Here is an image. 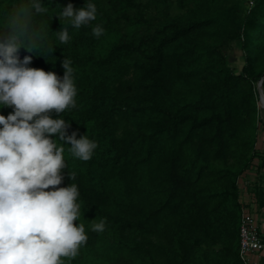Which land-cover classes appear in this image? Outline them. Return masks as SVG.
Wrapping results in <instances>:
<instances>
[{
	"label": "trees",
	"instance_id": "16d2710c",
	"mask_svg": "<svg viewBox=\"0 0 264 264\" xmlns=\"http://www.w3.org/2000/svg\"><path fill=\"white\" fill-rule=\"evenodd\" d=\"M98 1L41 0L47 11L32 19L40 35L37 59L28 65L62 78V61L72 62L76 106L60 118L70 125L68 135L87 134L97 143L92 158L82 161L57 140L67 165L58 187L77 185L81 217L105 221L103 232L88 235L77 264L115 255H141L151 264H243L239 181L256 154L264 0H254L243 18L233 0H180L186 13L168 16L151 35L120 40L104 55L96 50L109 23ZM88 2L96 19L79 29L59 15L69 3L79 9ZM24 3L0 1V30ZM97 25L104 29L98 38ZM61 27L68 29V48L56 33ZM239 32L244 61L236 72L215 42ZM257 184L251 190L262 209L264 186ZM179 239L182 255L173 246Z\"/></svg>",
	"mask_w": 264,
	"mask_h": 264
},
{
	"label": "clouds",
	"instance_id": "9594fccd",
	"mask_svg": "<svg viewBox=\"0 0 264 264\" xmlns=\"http://www.w3.org/2000/svg\"><path fill=\"white\" fill-rule=\"evenodd\" d=\"M46 11L41 0H28L8 14L0 30V105L13 109L0 115V264H66L65 258L70 264L88 240L84 224L75 223L82 215L78 186L58 187L67 165L57 140L82 161L97 148L87 134L68 135L70 125L60 118L76 106L72 62L62 61L61 78L28 67L31 56L19 57L21 48L35 53L40 34L32 19ZM96 12L94 3L79 9L69 3L59 15L79 29L95 20ZM92 32L98 38L104 29L97 25ZM56 33L61 43L70 40L67 27ZM91 230L103 232L105 221L94 222Z\"/></svg>",
	"mask_w": 264,
	"mask_h": 264
},
{
	"label": "rangeland",
	"instance_id": "374dc122",
	"mask_svg": "<svg viewBox=\"0 0 264 264\" xmlns=\"http://www.w3.org/2000/svg\"><path fill=\"white\" fill-rule=\"evenodd\" d=\"M6 1V0H0ZM212 1V0H209ZM219 2L220 0H213ZM254 0H233L237 8V13L241 18L251 10ZM99 11L108 20V27L105 31V36L101 43L98 45L96 53L99 55H104L107 49L120 40H123L130 36H141V35H151L157 25L166 19L168 16L182 15L186 13L189 9L187 6H182L180 0H160L156 4L153 0H134L132 6L127 5L122 0H116L113 5L108 0H99ZM208 2V1H207ZM209 3V2H208ZM70 40L64 43L63 46L66 48L70 47ZM215 44L223 51L227 59L228 64L236 71L241 70L244 61L243 52V41L242 34L236 33L232 35H227L226 37H220ZM77 47V46H76ZM25 56H31V63L35 61L36 53H30L26 49L21 48L19 51V57L21 60ZM30 63V64H31ZM259 105V120H258V132L256 141V154L252 161V170L248 173L247 180L251 183H258L257 185L263 184L264 186V107L260 103V96L258 99ZM13 109L11 107H2L0 105V115L7 117ZM2 127V126H0ZM261 177L263 179H261ZM257 187V186H256ZM51 190V189H46ZM230 197V202L233 201L232 193ZM245 199L250 201L251 196L249 192L244 193ZM259 223L264 229V208L258 211ZM100 222L99 219L90 217H81L79 221L75 222L83 223L87 235L96 234L98 232L91 230V225L93 223ZM224 237V234H222ZM173 239L176 241L177 237L173 234ZM179 244L173 245L176 253L182 255L184 252V243L180 240ZM223 245V243H218L215 248L206 247V250L212 252V249H218ZM80 254V252H79ZM79 255L74 259V264L79 262ZM162 259H159L161 263ZM94 264H151L149 260L144 259L141 255H136L131 258H126L122 255H115L109 259L106 256L99 257Z\"/></svg>",
	"mask_w": 264,
	"mask_h": 264
},
{
	"label": "built area",
	"instance_id": "2783aa9c",
	"mask_svg": "<svg viewBox=\"0 0 264 264\" xmlns=\"http://www.w3.org/2000/svg\"><path fill=\"white\" fill-rule=\"evenodd\" d=\"M241 200L243 202L239 223V256L243 264H262L264 259V229L259 223L257 196L251 190L247 177L240 179ZM249 192L247 201L244 193Z\"/></svg>",
	"mask_w": 264,
	"mask_h": 264
},
{
	"label": "water",
	"instance_id": "95a60500",
	"mask_svg": "<svg viewBox=\"0 0 264 264\" xmlns=\"http://www.w3.org/2000/svg\"><path fill=\"white\" fill-rule=\"evenodd\" d=\"M263 80H264V74L262 75V77L260 78L259 82H258V91H259V96L261 97V90L263 89Z\"/></svg>",
	"mask_w": 264,
	"mask_h": 264
},
{
	"label": "bare ground",
	"instance_id": "6f19581e",
	"mask_svg": "<svg viewBox=\"0 0 264 264\" xmlns=\"http://www.w3.org/2000/svg\"><path fill=\"white\" fill-rule=\"evenodd\" d=\"M260 103H261L262 107H264V90H261Z\"/></svg>",
	"mask_w": 264,
	"mask_h": 264
},
{
	"label": "crops",
	"instance_id": "0c3cea01",
	"mask_svg": "<svg viewBox=\"0 0 264 264\" xmlns=\"http://www.w3.org/2000/svg\"><path fill=\"white\" fill-rule=\"evenodd\" d=\"M252 170V168L246 173V177L248 176V173L250 172ZM246 196H244V198H245Z\"/></svg>",
	"mask_w": 264,
	"mask_h": 264
}]
</instances>
